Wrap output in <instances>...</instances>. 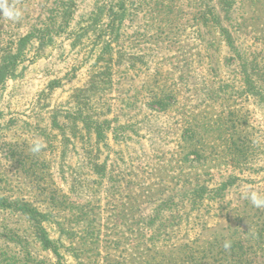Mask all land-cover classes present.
Returning a JSON list of instances; mask_svg holds the SVG:
<instances>
[{"label": "rangeland", "instance_id": "obj_1", "mask_svg": "<svg viewBox=\"0 0 264 264\" xmlns=\"http://www.w3.org/2000/svg\"><path fill=\"white\" fill-rule=\"evenodd\" d=\"M8 3L22 16H0V264L252 258L264 0Z\"/></svg>", "mask_w": 264, "mask_h": 264}, {"label": "trees", "instance_id": "obj_2", "mask_svg": "<svg viewBox=\"0 0 264 264\" xmlns=\"http://www.w3.org/2000/svg\"><path fill=\"white\" fill-rule=\"evenodd\" d=\"M260 213L263 215L260 214L258 216L256 228L253 231V257H247V252L243 250L244 246L241 244L240 249L236 253V264H264V213L263 211H260ZM43 239L45 240L44 244L48 246L50 241L45 237Z\"/></svg>", "mask_w": 264, "mask_h": 264}, {"label": "clouds", "instance_id": "obj_3", "mask_svg": "<svg viewBox=\"0 0 264 264\" xmlns=\"http://www.w3.org/2000/svg\"><path fill=\"white\" fill-rule=\"evenodd\" d=\"M0 16H3L5 19L15 22L18 21L21 16L22 12L19 10L15 5L9 4L8 0H0ZM43 147V144L39 141H35L32 145V152L37 153ZM243 198L250 200L253 206L257 208L264 207V195L256 191H246L243 194ZM224 247L227 249L230 247L228 242H225Z\"/></svg>", "mask_w": 264, "mask_h": 264}]
</instances>
